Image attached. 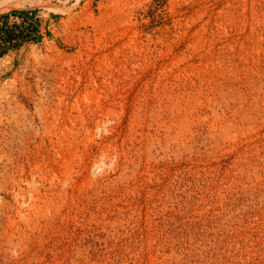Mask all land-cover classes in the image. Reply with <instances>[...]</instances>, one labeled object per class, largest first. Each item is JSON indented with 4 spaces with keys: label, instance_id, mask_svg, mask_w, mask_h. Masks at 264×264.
I'll return each mask as SVG.
<instances>
[{
    "label": "rangeland",
    "instance_id": "rangeland-1",
    "mask_svg": "<svg viewBox=\"0 0 264 264\" xmlns=\"http://www.w3.org/2000/svg\"><path fill=\"white\" fill-rule=\"evenodd\" d=\"M21 9L0 264H264V0H0Z\"/></svg>",
    "mask_w": 264,
    "mask_h": 264
},
{
    "label": "trees",
    "instance_id": "trees-1",
    "mask_svg": "<svg viewBox=\"0 0 264 264\" xmlns=\"http://www.w3.org/2000/svg\"><path fill=\"white\" fill-rule=\"evenodd\" d=\"M14 18L10 22L9 18ZM41 38L35 10H10L0 13V55L28 42H37Z\"/></svg>",
    "mask_w": 264,
    "mask_h": 264
},
{
    "label": "bare ground",
    "instance_id": "bare-ground-1",
    "mask_svg": "<svg viewBox=\"0 0 264 264\" xmlns=\"http://www.w3.org/2000/svg\"><path fill=\"white\" fill-rule=\"evenodd\" d=\"M36 4V3H35Z\"/></svg>",
    "mask_w": 264,
    "mask_h": 264
}]
</instances>
